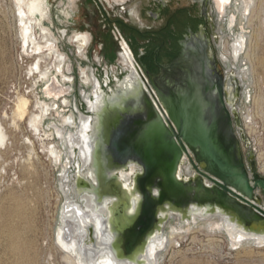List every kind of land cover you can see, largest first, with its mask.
<instances>
[{"label": "rangeland", "instance_id": "obj_1", "mask_svg": "<svg viewBox=\"0 0 264 264\" xmlns=\"http://www.w3.org/2000/svg\"><path fill=\"white\" fill-rule=\"evenodd\" d=\"M125 1L48 0L52 14V28L60 38L62 50L67 52L72 60V70L68 74L75 77V84L72 90L68 91V97L73 105L77 103L79 111L84 114L92 115L91 111H94L82 96L79 73L81 65L93 68L102 91L109 95L113 94L115 88L125 89L124 83L129 76L133 75V66L123 58V48L113 34L115 26L119 24L136 60L145 67L150 65V58L156 48L166 47L167 42L164 39L168 37L166 30L171 24L168 23L170 16L178 13L179 7H183L187 18V13L194 12L197 8L191 4V0H172L166 8L155 6L153 12L157 16L154 19L147 13L150 9L147 3L151 4L149 0H130L128 5L132 7L128 12L122 9V3ZM23 5H27V1L23 0ZM23 5H21L23 10L27 12V7ZM69 6H77V9L68 20L65 19L63 12L68 10ZM15 7H17V0H0V133L3 132L6 135L5 143L0 146V264H66L63 259L64 253L57 247L54 240L67 198L69 203L73 200L69 198L70 194L65 192L67 190L62 189V176L58 169L60 163L52 152L55 140L42 131V122L56 106L52 103L53 99L45 92L46 86L42 82V77L45 71L58 68L63 58L57 53L48 32L40 25L35 27L34 18L27 15L23 23L27 25L29 21L31 31L27 35V45L23 49L21 45L23 25H19V15ZM134 7L137 10L135 13L132 11ZM210 7L211 33L221 59L220 45L224 40L230 42L242 25L237 20L234 26L235 31L229 35L225 20L227 11H223L225 19L221 21L217 15L214 0ZM125 18H130L133 22L143 19L148 25L143 29L144 35H140L136 28L123 24L122 21L117 24L116 20H125ZM89 22L97 24V35L94 36L88 52L90 57L85 59L77 56V49L69 43V38L77 30L90 32L86 25ZM247 25L246 33L251 35V42H248L250 46L247 44L244 51L249 54L248 63L251 61V65L247 64V66H252L254 70V86L250 89V95L246 91V94L243 93L238 101V111L240 110L241 116L245 115V112L247 114L249 109V121H246V127L244 118L241 119L242 128L244 132L246 131L248 140L246 144L241 143V149L246 155V160L250 153L254 154L258 167L264 170V0L254 1ZM183 32L181 26L180 32L177 30L175 39L181 38ZM154 37L157 38L153 40ZM143 39L146 40L144 43ZM29 41H33L31 51H29V45H31ZM35 45H37V53H33ZM168 56L169 52L161 53L163 59ZM36 59L37 73L31 67ZM222 65L226 71L239 73L231 67L230 63L228 66L222 62ZM29 69L33 73H30ZM108 70L110 73L112 71L111 74L117 76V79L107 86L108 81L105 83V80L106 74H109ZM125 71L129 74L122 80ZM111 74L109 76L112 79ZM22 98L27 99L29 103L27 112L23 116L18 113V103ZM37 98L48 103H41ZM62 100L59 99L58 102ZM45 105L47 109L43 115ZM37 115H39V121H37ZM86 128L84 133L88 132L92 138L94 126L92 125L88 130ZM44 129L48 132L51 130L47 122ZM236 135L240 138L238 133ZM73 167L74 165L68 172L71 173ZM138 170L137 168L136 171ZM260 171L264 175V171ZM186 173L183 177L188 176ZM86 174L91 177L90 172ZM262 204L264 205V200ZM179 220L183 223L186 219H173L172 222L178 224ZM10 226L14 227L18 233V242L22 247L20 252L10 247L8 234ZM198 230L195 228L184 237L176 238L177 242L165 252L161 264H264V244L246 242L242 245H232L223 231Z\"/></svg>", "mask_w": 264, "mask_h": 264}, {"label": "water", "instance_id": "obj_2", "mask_svg": "<svg viewBox=\"0 0 264 264\" xmlns=\"http://www.w3.org/2000/svg\"><path fill=\"white\" fill-rule=\"evenodd\" d=\"M207 3L209 0L204 1L203 11ZM187 40L180 41V52L168 63L158 61L160 47L156 48L158 71L145 68L147 78L142 74L160 111L147 94L143 103L132 95L123 101L127 109L111 117L106 128L99 122L102 162L92 163L97 182L85 175L87 169L78 160L71 169L73 179H62L69 198L80 205V196L85 192L93 193L98 205L109 200L105 229L113 236L112 251L118 260L142 262L148 243L161 233L169 217L176 214L189 219L193 207L207 214L224 215L236 228L264 236V176L254 154L245 159L234 129L233 116L248 143L234 107L238 94L232 103L227 99L224 80L216 66L218 55L210 48V40L203 34ZM235 73L240 81V73ZM128 74L125 71L122 80ZM99 110L91 114L101 117L105 110ZM189 150L195 158L196 175L187 179L179 176V169ZM129 162L139 169L130 184L138 198L133 216L127 213L131 200L115 191L122 185L120 173L111 175L112 190H106L98 177L101 169L108 166L127 171ZM68 200L64 210L69 207Z\"/></svg>", "mask_w": 264, "mask_h": 264}, {"label": "bare ground", "instance_id": "obj_3", "mask_svg": "<svg viewBox=\"0 0 264 264\" xmlns=\"http://www.w3.org/2000/svg\"><path fill=\"white\" fill-rule=\"evenodd\" d=\"M25 1H27V5H23V0H17V7H15V9H17V15H19V25H23V27H21V31H23V35H21V37H23L21 45H23V49H25V45H27V35H29V31H31V29H29V27H31V25H29V21H27V25L23 23V20L27 15V17L34 18L33 23H35V27H39L40 25L46 32H48V34L52 37L57 53L63 58L61 59V64L58 68L45 71L42 77V82H44L46 86L45 92L53 99L52 103L56 105L54 109L50 111L48 116L45 117L44 122H42V131L46 136L52 137L55 140L52 152L60 163L58 169L61 172V180L64 178V180L68 179V181H71V173L68 171L71 166L74 165L75 161L78 160V162L82 161L84 165L83 169L85 168L88 173H91V177L96 183L97 180L96 177L94 178V166L92 163L95 161L98 165V163L100 164V162H102V155L100 153L101 149L98 147V144L100 143L99 139L101 138L98 133L99 122L101 121V123H104L103 126L105 125L106 128V123L109 119H111V117L117 116L121 113L120 111H125L127 109L124 106L123 101L128 100L132 97V95H134L137 99H140L143 103V100L145 99L144 97L147 94L155 107L159 110L158 105L151 97L144 78L142 77V73L137 68L134 57L135 55L131 46L124 40L122 41L124 47V50L122 51L123 58L127 63L133 66V75L129 76L124 83L125 89H118L117 93H114L113 91L112 95L105 94L102 91V87L93 71V68L81 65L79 73L81 74L83 91L82 96L84 100H86L89 107L92 108L94 112L101 109L102 111L105 110V113L103 112L101 117H97L96 115L93 117L92 115H87L79 111L77 103H74L75 105H73L72 101L68 97V91L72 90L75 84V77L68 74V72L72 70V60L70 59V55L62 50L60 38L52 28L53 21L48 0ZM105 1L109 2L110 0ZM115 1L118 2V0ZM254 1L255 0H214L217 15L221 21L225 19L223 17V11H227L225 20L229 35L235 31L234 26L237 20L238 23L242 25L241 29L235 32L234 37H232V39L230 38L232 42L231 40L230 42L224 40L220 45L222 50L221 59L226 65L230 63L231 67L241 73L240 79L245 86V94L247 91L248 95H250V89L254 86V70L252 66H247V64H250L251 61L248 63L249 54L244 50H246L248 42H251V35L246 33V25L249 15L251 14L252 4ZM21 5H23V7H27V12L23 10ZM71 5H73V3H71ZM75 5H77V3H75ZM76 9L77 6L70 7L68 10H65L63 12L65 19L67 18L69 20ZM35 31H37V29H35ZM31 39H33V35H31ZM92 42L93 35L91 32H79L77 30V32L69 38V43L77 49V56L85 59H89L90 57L88 52ZM29 43H31V45H29V51H31L33 41H29ZM248 46L250 45L248 44ZM33 53H37V45H35V51H33ZM241 55L242 58L239 60ZM31 67H33V71L37 73V59ZM29 71L30 73H33L31 69H29ZM228 74L229 78L226 83V96L230 103H232L237 93L236 82L238 78L237 74L233 71L228 72ZM37 99H39L41 103H48L40 98ZM59 99L63 100L59 103ZM28 104V100L25 98H22L19 101L18 113L21 116L27 112ZM45 109H47V105L43 107V115H45ZM39 111H41V109H39ZM243 118L246 125V121H249V109H247V114L245 112ZM37 121H39V115H37ZM45 122H47L49 128H51L49 132L44 129ZM101 123L100 126L102 125ZM92 125L94 126V132L93 137L91 138L88 132L86 134L84 133V130L86 127V130H88ZM5 139L6 135L1 132L0 146L5 143ZM77 149L79 150L78 154L76 151ZM189 152L191 151L189 150ZM184 161L185 160H183L180 165L179 176L183 177L185 172H187L186 174L188 175L185 177L187 179L190 178L189 176H195V171L190 167V165H185ZM127 166L129 171H126L125 168L113 170L110 166L104 168L105 170L102 168L98 177L106 190H112L114 186L112 185L113 178L111 175L116 172L120 173L118 179L122 182V185L120 188L116 187L115 191H120L123 197H127L131 200L132 207L127 213L130 216H133L135 204L137 203L138 198L133 191V188L130 187V184L131 177L136 172L137 166L134 162H129ZM261 170L264 171L263 169ZM85 175L88 176L86 173ZM73 177L74 173H72V179ZM205 183L212 185V183L207 179H205ZM79 185L80 184H78V189L81 191L82 188ZM65 186L66 185L62 182V189H64V191ZM69 189H72L71 183L69 184ZM80 199L83 201L82 205L73 200L72 203L68 202L69 207L67 210H64V207L62 206L63 212H61V222L59 223V227L56 231L54 243L57 247H59V249H61V251H63V259L65 260V263L135 264L136 262L133 263L118 260L112 251L111 245L113 236L109 229H105V222L108 217L107 203L109 200H105L102 205H98L94 200V194L88 192L83 193L80 196ZM190 213L191 218L186 219L183 223L179 220L178 224H173L172 220H177L178 218L181 219V216L172 214L161 233L154 236V238L148 243L146 253L141 256L143 259L142 262H138L137 259H135V261H137L138 264H161V259L163 258L165 252L170 247H173L175 242H177L176 238L184 237L186 233L194 231L195 228H197V230L204 229L211 231L214 229L216 231H223L232 245H242V243L246 242H252L257 245L264 244V236L249 234L236 228L224 215H220L219 213L207 214L204 209L196 207H193ZM89 225L91 226L88 228ZM8 234L10 237V247L12 250L20 252L22 247L18 242V233L16 229L12 226L8 227ZM67 236L69 237L66 238Z\"/></svg>", "mask_w": 264, "mask_h": 264}, {"label": "flooded vegetation", "instance_id": "obj_4", "mask_svg": "<svg viewBox=\"0 0 264 264\" xmlns=\"http://www.w3.org/2000/svg\"><path fill=\"white\" fill-rule=\"evenodd\" d=\"M204 1L205 0H191V4L193 6H197L198 9L196 8L195 9L196 11H194V12L189 11L187 13V15H188L187 18L188 19L186 18V13L184 14V9L185 8H183V7L182 8L179 7V9H180L179 12L178 13H173L170 16V19H169L168 23H171V24L170 25L168 24L169 28L166 30L168 37L166 39H164V41L167 42L166 43V47H164V46L161 47L160 46V51H159V53L157 55L158 56L157 59H158V61L160 63L164 64V63L170 62L181 50L180 41L187 40V39H189V38H191L192 36H195V35L203 34L206 39L210 40V42H211L210 48L213 47L216 50L215 43H214V38H213V35L211 33L212 32V27H211V15L212 14H211L210 5H211L212 0H209V3H207V8H206L205 11H203V3H204ZM171 2H172V0H159V6H160V8L161 7L162 8H166L168 5L171 4ZM181 26H182V29L184 31L182 33V37L179 38V39H175V35L177 33V30L180 32ZM189 30H191V33L189 32ZM153 35L155 36L156 34H153ZM156 38L157 37H154L153 40L156 39ZM175 50H176V52H175ZM163 51L169 52V56L166 59H163L161 57V53ZM216 54L218 55L217 51H216ZM154 57H155V51L153 52V54H152V56L150 58V65H147L145 67H143L142 64H140L139 62L138 63L141 65L143 70L145 68H147L150 71L157 72L158 68L155 65ZM135 61H137V60L135 59ZM216 66L218 68V74L222 75V77H223L224 86H225L226 93H227V88H226L227 84L226 83H227V79L229 78L228 77L229 76L228 72H230V71H226L224 69V67L222 65V61H221L219 56H218V60L216 61ZM108 73L109 74H106V80H105V83H106V81H108L107 82V86L111 82H114L117 79V76H114V75L111 74L112 71L110 73V70H108ZM110 74H111L112 79L109 76ZM244 89H245V86H244L243 82L241 80L237 81L236 82V91H237L238 95H237V98H236V102L234 103L235 104L234 107H235V109L237 111H238V101L242 97V93L243 92L245 93ZM228 107L231 109L229 104H228ZM238 114H239V111H238ZM239 116H240V114H239ZM240 120H241V117H240ZM233 121H234L235 132L238 133V135L240 137L239 138L240 143H245L246 144V141L241 136V133L239 131V127H238V125L236 123V119H235L234 116H233ZM244 157L246 159V155L245 154H244ZM127 171H129V169Z\"/></svg>", "mask_w": 264, "mask_h": 264}, {"label": "crops", "instance_id": "obj_5", "mask_svg": "<svg viewBox=\"0 0 264 264\" xmlns=\"http://www.w3.org/2000/svg\"><path fill=\"white\" fill-rule=\"evenodd\" d=\"M128 2H130V0H126L124 3H122V9H123V11L124 12H128L129 11V9H131V7L132 6H130V5H128ZM149 2L151 3V4H149V3H147L149 6H150V9L147 11V13H149L150 14V16L151 17H155V16H157V14L156 13H154L153 11L155 10L154 8H155V6H158L159 5V0H149ZM152 7V8H151ZM132 11H134V13L137 11L136 10V7H134L133 9H132ZM130 19V18H129ZM129 19H127V18H125V20H122V19H118V20H116V22H117V24L120 22V21H122V23L124 24V23H126V24H128V25H130V26H132V27H134V28H136L137 30H138V32L140 33V35H144V31L145 30H143L144 28H146V27H148V25L146 24V23H144V21H143V19H139L137 22L135 21V22H133L131 19L129 20ZM154 19H156V18H154ZM86 25H88V27H89V29H90V32L92 33V35H93V38H94V36H96L97 35V24L95 23H93V22H89V23H87ZM118 27H119V29L121 30V28H120V26H119V24H118ZM122 31V30H121ZM123 33V32H122ZM123 36H124V40L129 44V42H128V40L126 39V37H125V35L123 34ZM146 40L145 39H143L142 40V42L144 43ZM130 45V44H129ZM135 57V56H134ZM136 59V58H135ZM138 62V61H137ZM141 66V65H140Z\"/></svg>", "mask_w": 264, "mask_h": 264}, {"label": "built area", "instance_id": "obj_6", "mask_svg": "<svg viewBox=\"0 0 264 264\" xmlns=\"http://www.w3.org/2000/svg\"><path fill=\"white\" fill-rule=\"evenodd\" d=\"M113 34H114V36H115V38H116V40L119 42V44L122 46V48H123V50H124V47H123V44H122V41H124V36H123V33H122V31L119 29V27L118 26H115L114 27V29H113ZM136 62V65L138 66V68H139V70L141 71V73L146 77V75H145V72H144V70L142 69V67L140 66V64L137 62V61H135ZM147 78V77H146ZM240 114V113H239ZM240 117H241V119L243 118V116H241V114H240ZM245 127H246V125H245ZM245 135H246V131H245ZM183 160H185L184 162V164L185 165H190V167L195 171V174H196V170H195V168H194V161H195V158H194V155L191 153V152H189V154H185L184 155V158H183ZM257 162V161H256ZM257 167H258V162H257ZM258 170H259V172H261L260 170V168L258 167ZM261 174H262V172H261ZM263 175V174H262ZM194 176V175H193ZM264 176V175H263ZM191 177V176H190Z\"/></svg>", "mask_w": 264, "mask_h": 264}]
</instances>
